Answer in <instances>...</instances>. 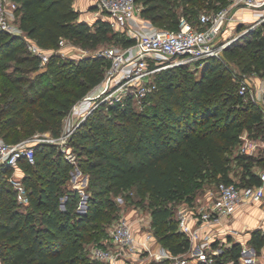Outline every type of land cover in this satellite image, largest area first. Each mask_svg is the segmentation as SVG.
Returning <instances> with one entry per match:
<instances>
[{"label":"trees","instance_id":"1","mask_svg":"<svg viewBox=\"0 0 264 264\" xmlns=\"http://www.w3.org/2000/svg\"><path fill=\"white\" fill-rule=\"evenodd\" d=\"M13 1L21 14L19 28L24 35L0 30V134L11 144L38 133L58 137L65 118L102 83L110 66L109 60L95 57L96 52L82 59L58 56L55 51L60 40L96 50L113 39L112 30L105 20H98L95 28L81 21L75 0ZM138 1L144 2L142 16L150 25L170 30L178 29L183 17L195 25L192 17L202 9L213 14L219 6L231 2ZM121 35L126 37V47L134 43L127 35ZM26 38L50 52L48 64L41 66L40 59L27 51ZM26 51L25 59L36 62L33 69L44 70L49 75L46 80L37 83L18 74L26 73L25 69L10 72V61H20ZM224 52L241 67V72H256L264 78L262 30L249 32ZM227 61L226 56L210 58L157 74L156 91L162 92L161 113L141 114L130 98L113 107V119H107L102 108L87 117L73 137L87 156L95 157L82 166L93 173V184L97 187L89 196L85 214L78 212V191L68 185L73 165L60 155L56 158L53 145L37 144L35 163L20 159L18 174L13 167L1 164L0 255L5 264H94L87 246L93 242L105 246L100 242L108 235L103 225H112L119 219L121 202L116 199L117 194L109 196L112 188L125 193L135 187L140 199L148 197L155 237L174 256L189 253L192 244L189 236L179 229L173 204L192 205L196 192L204 188L208 179L216 181V185L235 183L231 176L233 160L246 161L257 156L240 151L245 129L251 138L264 139L253 136L254 129L264 132V110L260 104L246 102V94L240 93V82L234 78ZM190 65L200 69L201 78L190 81L184 77L175 82L172 75ZM167 75L170 81L165 84ZM238 149L239 154L233 158L231 155ZM245 167L248 185L260 184V174L246 164ZM11 178L21 180L25 186L28 204L19 202ZM64 195L67 199L65 209L61 210ZM134 195H126L123 200L133 203ZM250 244L258 254L262 251L261 231L253 232ZM241 250L238 243L226 248V264H241ZM213 264H222L219 256H215Z\"/></svg>","mask_w":264,"mask_h":264},{"label":"built area","instance_id":"2","mask_svg":"<svg viewBox=\"0 0 264 264\" xmlns=\"http://www.w3.org/2000/svg\"><path fill=\"white\" fill-rule=\"evenodd\" d=\"M8 0H0V30L10 34L21 35L20 30L12 23V9L17 8L16 2H11L7 7ZM98 8V16L105 13V21L119 31L121 34L130 37L134 43L124 48H109L95 53V57L105 58L110 61L104 80L96 88L101 93L91 100L102 103L104 100L122 101L125 97L128 101L132 96V91L137 96H145L152 88L148 87V80L153 75L161 71L187 64H193L210 58H220L225 49L229 48L234 39L230 35L222 39L225 32L229 34L235 29L236 13L242 8L264 9V0H231L228 7L217 13H204L200 16V26H195L186 18H181L178 29L170 30L165 28H155L149 31L148 22L143 18V8L138 0H95ZM103 18V17H102ZM102 18H98L99 20ZM103 19V20H104ZM69 40L62 39L59 48L55 51L58 56L66 58L65 48ZM28 50L40 59L41 66H45L50 61L51 54L43 49L33 40L27 39ZM83 51V49H80ZM86 57L85 54L76 59ZM157 87L153 85V89ZM249 86L247 83L241 84L240 93L246 94ZM105 95V96H103ZM90 96V95H89ZM85 100V101H84ZM89 101L86 96L77 105ZM125 104L126 102H122ZM76 105V106H77ZM76 106L67 116L68 121L77 114ZM260 106L264 110V103ZM90 110L87 115H90ZM74 131V128L71 130ZM264 150V139H254L249 135L242 139L240 151L245 155H257L259 150ZM26 159L29 163H35L36 145L29 140H23L16 144L0 141V163L6 164L15 169L18 174V163L20 159ZM69 161H73V156H67ZM18 190V200L22 204L29 203L25 186L19 179H10ZM261 183L258 185L242 186L236 183L220 182L216 185V190L209 193V197L201 205L196 207H183L177 211L179 229L190 238L192 247L199 240L205 241L204 245L198 246L197 262L213 264L217 252L213 251V235L207 234L202 238L201 231L204 226L210 224L223 225L226 220H230L236 211L243 205L261 202L264 199V172L260 174ZM76 189L80 190L78 184ZM123 203V198H118ZM88 206V204H86ZM79 204V210L82 208ZM146 230L139 231L134 227L132 221L127 217L119 218L110 228V239L113 245L120 249L119 254L125 253L132 256L141 257L144 253L151 251L150 245L155 241L152 226V219L145 224ZM236 229L226 228V235L238 234ZM240 262L241 264H256L258 253L253 246L242 245ZM1 253V246H0ZM93 256L102 262L114 261L111 247L94 246ZM195 255V252H193ZM170 259V264H190V260L181 259V255L162 256L160 260L166 264ZM231 264V263H230Z\"/></svg>","mask_w":264,"mask_h":264},{"label":"rangeland","instance_id":"3","mask_svg":"<svg viewBox=\"0 0 264 264\" xmlns=\"http://www.w3.org/2000/svg\"><path fill=\"white\" fill-rule=\"evenodd\" d=\"M11 2H13V0L7 1V7L9 8L11 7L10 6ZM139 2H140L141 7L144 10L146 8L144 5V2L143 1H139ZM228 6L229 4L225 6H219L218 11L225 9ZM94 8L98 9L97 7H94ZM94 8H92L93 11H95ZM11 9L13 10L12 11V23L15 25L16 28H18V30H20L19 20H20L21 14L17 12V8L11 7ZM85 9L88 11L91 8H88L87 6H85ZM92 10H89V11H92ZM204 13L212 14V12H209L207 9H202L197 15L192 17L193 18L192 21H194L196 26H198V16ZM253 14L254 15L251 17L253 21H248L246 24L242 23V25L239 26L240 28L238 32H235L232 34V36L230 37L231 40L234 39L232 45L236 43V41L241 40L244 37V35L248 34L251 31L262 30L264 34V16L258 15L256 13H253ZM99 17L100 18L103 17L102 18L103 20L105 18V13L102 12V15ZM96 23L97 22H94V24L92 25V28L97 27ZM111 30L112 32L110 33V35L113 37V39L110 42H107L106 44L100 45L96 50H86L78 46L77 44L69 41L67 48H65L64 50L66 54L65 55L66 58L75 59L82 54H85L86 56H90L93 53L100 51V50H105L109 48L121 49V48L126 47L124 44L126 37L121 35L119 31L113 29L112 27H111ZM20 34L24 35L23 31L20 30ZM26 47H27V39H26ZM80 49H83V51H81ZM27 51L21 55L22 57L20 58V61H15V60L10 61V68H9L10 72L14 73L18 71L19 69H25L27 70L26 73H18V74H21V75L23 74V76L26 79L37 81V83H40L46 80L49 77V75L47 73H44L45 71L42 69H39V68L33 69L34 66H36V62L25 59L26 57L24 56L28 55ZM224 56L228 58L229 62L227 61V63L231 67V71L233 73L234 78L238 82H240V85L245 82L249 86L248 92L245 95L246 102L251 100L257 104H261L263 92H264V78L261 77L256 72H249V73L241 72L240 70L241 67L237 66L234 62H232V60L230 61L228 53L223 52L220 58ZM172 77H174L173 80L175 82H179L183 80L184 77L188 78L190 81H193V80H197L201 78V72H200V69H196L194 65H190L187 69L179 72L178 74H173ZM158 79H159L158 75H153L151 78H149L147 84L149 88H152V90L149 91L145 96H137L132 91L131 99L134 103L136 110L139 113L153 114L155 112H160V113L162 112V108H161L162 92L161 90L156 91L158 87L153 89V85L158 84ZM169 81H170V76L167 75L164 78L163 82L167 84ZM240 89H241V86H240ZM101 90L102 89L92 90L90 94H88L87 96L90 100L89 101L87 100L86 102L80 104V106L78 105L76 106L75 109H77V114L74 116L73 119L70 118V120L68 121L67 117L65 118L64 123H63L62 133L60 136L54 137L51 135V133H45V134L38 133L32 138L25 139V140H29L31 144H34V145H37V144L53 145L55 152H57V154L55 155L56 158H57V155H60V157L64 158L68 163L73 165L70 171L71 178L68 182V185L71 189L78 191V189H76V184H78L80 190H82V192L78 191L80 195L79 204H81V206H83L84 204H88L89 196L90 194H92L91 192L94 191L93 189L97 188V187H94V184H93L94 182L93 173L86 171L82 167L85 165V162L87 160H90L91 158H95V157L87 156L85 152L83 151L82 145L77 144L74 141L73 137L75 135V132L87 120V117L89 115H87L86 118L85 116L90 110H92V112L90 113L91 115L98 109L102 108L103 109L102 113L104 114V116H106L107 119H113V117L115 116L114 108L117 106H121V104H123L122 102H127L125 97H122V101H116V100L113 101L114 103L107 101V100L106 101L104 100L102 103L100 102L97 103L96 100H91V98H94L98 94H100ZM73 128H74V131L72 132L71 130ZM253 136L255 137L264 136V132L254 129ZM87 140H90V138H88ZM0 141L6 142L1 134H0ZM70 154L73 156L72 162L69 161L67 158V156ZM237 154H239V149L235 153H233L231 156L235 158ZM261 157H263V154L261 156H252L248 158L246 161L233 160L231 176L234 178V182L240 185L249 184L248 182L249 177L248 178L246 177L247 167H245V164L246 166H248V168L251 167L253 170H255L256 173L263 172L264 171V161H261ZM259 159L260 161L257 162V160ZM215 190H216V181L212 179H208L205 183L204 188L196 192L194 196V203L192 205H188L185 202H179L178 204H173V206L176 207V211H178L180 208H183V207H188V206L196 207L197 205H201L204 201H206L208 194ZM111 192L112 193H110L109 196L115 197L117 194L116 199L118 200V198H124L126 195H129V194L134 195V193L136 192V188L132 187L126 190L125 193L116 192V190L112 188ZM66 199H67V195H64L61 197V203H60L61 210L65 209V208L63 209L62 207V203ZM132 201L133 203H127L126 201H124L123 203L120 204L121 210L118 212L119 218L127 217L130 221H132L136 230L138 229L139 231L144 232L146 230L145 224L148 221H150V216H151L150 200L148 197L140 199L135 193L134 200ZM243 215L245 216L246 224L252 226V228H255L256 230L258 229L259 231H261V234H263L264 232L263 231L264 230V200L259 205L249 206ZM248 225H244V226H248ZM111 226L112 225H110L109 223H105L103 225V227L106 229V232H108V235L105 234V236L101 239L100 242H103L106 246L111 247V249L114 252V255L116 256V259L114 261H105V262L97 260L92 254V249L96 244V242H93L87 246V251L89 254L88 255L89 258L92 260L94 264H163L160 258L162 256L163 257L165 256L167 258V256L170 255L169 251L163 247L162 243L160 242V239L157 236L155 237L153 249L151 251L144 253L141 257L132 256V255L125 254V253L119 254L120 249L117 248L115 245H113L110 239ZM220 228H222V230L219 228L218 229L222 232L220 233L221 235L217 233V228H214V231H216V234H215L216 241H214L213 251L217 252V256L220 257L222 264H226V222H224L223 226H221ZM159 248L160 250H158ZM198 251L199 250L197 248L195 249L191 248V251L189 253L181 255V259L190 260V264L192 262H197L196 259L198 257L196 256V253H198ZM193 252H195V255H193ZM259 255H261V257L260 256L257 257L256 264H264V249H262ZM170 263H171L170 259H167L166 264H170ZM0 264H5L1 255H0Z\"/></svg>","mask_w":264,"mask_h":264},{"label":"crops","instance_id":"4","mask_svg":"<svg viewBox=\"0 0 264 264\" xmlns=\"http://www.w3.org/2000/svg\"><path fill=\"white\" fill-rule=\"evenodd\" d=\"M75 8L80 12V20L81 21H85V22H89L90 25H93L94 22H97L99 19L98 16V9H95V0H75L74 2ZM85 6H87L88 8H91L89 10H92V8H94L95 11H87L85 9ZM253 13H256L258 15L264 16V9H248L245 7L240 8L237 13H236V22L234 23V27L236 30H234L233 32L229 33V34H224L222 39H226L227 36L230 35V37L232 36L233 33L238 32L239 30V26L243 24H246L248 21H253L251 19V17L254 15ZM259 16V17H261ZM91 21V22H90ZM148 29L149 31H153L154 27L150 24H148ZM27 39V38H26ZM262 103H264V92H263V97H262ZM248 135L247 130H244L241 134V138L243 139L244 137H246ZM263 154L264 157V150L260 149L259 153L257 154V156H261ZM262 158V157H261ZM264 172V171H263ZM260 172L259 174L263 173ZM209 197V194L207 196V198ZM264 200V199H263ZM263 200L261 202L258 203H254V204H246L241 206L235 213V215L230 219V220H226V228H231V229H236L239 231L238 234L236 235H226V248H230L232 247L233 244L238 243V244H242V245H248L250 246V240L252 238V234L254 231H256L255 228H252V226L246 224V220H245V216L243 215L246 211V209L249 206H253V205H259L263 202ZM244 225H248V226H244ZM223 225H216V224H210L208 226H204V228L201 231V235L202 238H205L207 234H211L213 235V239L215 240V234L216 231H214V228H217V233L220 234L222 233L219 229L222 230V228H220ZM225 226V225H224ZM219 228V229H218ZM258 230V229H257ZM264 231V230H263ZM221 235V234H220ZM219 235V236H220ZM264 235V232H263ZM221 237V236H220ZM214 241L212 244V247L214 246ZM205 241L199 240L197 243H195V247L193 246L192 248H198L199 245H204ZM154 242L151 243L150 248L151 250L153 249V245ZM264 249V248H263ZM160 250V248L158 249ZM261 257V255H258Z\"/></svg>","mask_w":264,"mask_h":264},{"label":"water","instance_id":"5","mask_svg":"<svg viewBox=\"0 0 264 264\" xmlns=\"http://www.w3.org/2000/svg\"><path fill=\"white\" fill-rule=\"evenodd\" d=\"M65 202H66V200L62 203L63 209L65 208ZM87 210H88V206L86 204H84L83 207L80 210H78V212L80 214H85L87 212Z\"/></svg>","mask_w":264,"mask_h":264}]
</instances>
